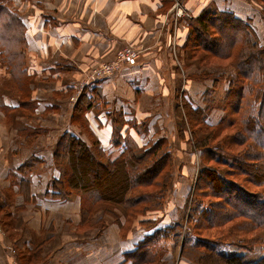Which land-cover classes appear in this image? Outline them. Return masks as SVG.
<instances>
[{"label":"crops","instance_id":"1","mask_svg":"<svg viewBox=\"0 0 264 264\" xmlns=\"http://www.w3.org/2000/svg\"><path fill=\"white\" fill-rule=\"evenodd\" d=\"M261 14L256 0H6L0 16V264H133L124 257L145 237L134 242L106 216L98 218L106 220L102 230L89 228L82 197L61 183L62 172L71 173L77 143L90 150L88 160L112 165L125 156L127 140L142 146L175 130V122L154 126L156 118L181 114L176 103L192 93L200 100L208 88L218 90L212 70L184 60L191 26L211 20L218 30L225 15H234L247 24L257 19L264 29ZM129 46L141 54L134 66L123 63L113 76L91 78ZM6 47L20 52L10 64L1 54ZM124 120L134 124L124 127ZM99 193L89 205L102 202ZM183 205L184 198L173 207ZM151 219L141 222L151 226L147 236L175 223L167 215Z\"/></svg>","mask_w":264,"mask_h":264},{"label":"rangeland","instance_id":"2","mask_svg":"<svg viewBox=\"0 0 264 264\" xmlns=\"http://www.w3.org/2000/svg\"><path fill=\"white\" fill-rule=\"evenodd\" d=\"M256 1L262 8L264 14V5L260 1ZM5 4L6 0H0V7L5 6ZM173 9L177 18L183 15V11L181 15H177L180 9L179 5L176 4ZM263 14L261 15L264 18ZM240 21L245 24L247 23L241 19ZM253 22L256 25L254 23L251 24V22L248 24V26L250 25L252 27L251 31L254 34H252V38L246 33L244 36L240 37L239 43H237L238 45H236L234 49L224 52L223 55L217 56L213 52L214 56L212 53H207L203 50V47H199V44L202 45L203 38L200 41L198 37L193 35L194 37L187 47L184 60H186V64L195 65L198 69H205L207 73L212 70L213 74L209 76L214 80V87L218 85V90L214 91L213 88H208L206 92L202 94L200 100L197 99L198 93H192L190 95L191 99L178 101L176 106H179L182 110L181 114L179 111H176V113L171 114L170 112L165 116L159 115L154 124L156 127L175 122V130L169 133L166 132L167 135L163 136V139L160 138L157 141L151 140L150 142H145L142 146L127 140V150L131 147H135L139 152L149 150L157 142L164 140L165 145L163 144V148L160 149L157 154L161 153L159 157H162V153L167 152L168 156H170V160H167L162 174L158 176L157 180L155 179L153 181L152 185L143 186L127 194V197L142 193L150 196L160 195L161 197L162 195V198L159 197L154 201L145 202L135 208L130 207L128 210H123L121 205L112 199L113 196L110 195V193H103L105 192V184L102 182V187L100 189V191H103L101 193L104 197H102V202L94 206L87 205L83 202V211L86 210V205L90 207V213L88 217L85 218L89 228L98 226L100 230H102V228L106 226V220H100L98 218L106 216L105 219L109 221L113 220L116 221L115 223L120 224L122 233H128V235L134 239V242H136L139 237L146 238V232L151 229V226L146 227V224L145 226L141 224L142 218H148L149 220L155 218V221L161 220L163 215H167L171 219H175V223L172 225L175 227H169L171 235L174 236L175 247L168 249L164 253L165 247L163 243L154 244L155 246L152 247L154 250L152 253H156L154 257L149 256L147 261H140L133 264H198L193 258H196L199 253L202 254V251L199 252V249L193 247L192 240L195 238L217 242L222 248L230 250H236L237 248L264 250V241L261 243L255 242V240H258L257 238L264 239V228L248 234H242L237 231L228 232L227 229L232 226L231 223L223 224L220 227L219 225L211 227L208 223L203 222L200 230L195 229L196 223L200 218L199 212H201L202 208L211 207L212 204L217 202V199L213 196H209L211 193L205 185L207 182L209 183L210 179L207 180V177L204 175L202 181L199 182L200 175L207 169L208 171L218 170L227 180L237 182L234 186H243L246 192L264 198V186H255L257 184L259 185V183L256 182L257 180L252 184V180L247 179L243 174L237 172L236 169L210 161L211 153L214 157H222L224 155L237 159L241 150H244V148L249 146L248 144L252 143L246 133L244 135V139L247 140V143L245 142L246 147L229 145V143L222 141L226 136V132L233 133L236 130H241L243 125L248 128V123L252 124L253 120H256L264 127V74L261 73L262 83H257L256 79L253 78H244L245 75L243 71L245 69L242 68H245L248 62H241L247 59L248 53L256 49L262 54L263 59L251 64L257 71L258 66H261V64L264 68V29L262 23L260 24V21L257 19L253 20ZM214 36L216 35L214 34ZM204 45L205 44L202 46ZM140 55L141 54H139V56ZM218 57L224 58L220 59ZM115 61L116 59H113L109 64ZM102 65L103 64L92 71L91 78L98 75L102 70ZM239 72L241 75H239ZM181 74L186 76L184 68L181 69ZM220 123H222V125ZM229 123L230 125L231 123H235V126L232 127L231 130H229L230 125H227ZM132 124H134L132 120H124L122 126L125 127V125H127L130 127ZM211 131H216L217 134L220 133L219 138L217 140H208L210 146L207 148H198L196 143L198 141L201 142ZM218 150L221 153L218 152ZM254 150L255 149L252 147L248 151L253 152ZM155 158L156 156H149L146 160H155ZM243 158H245L243 160H246L248 155ZM260 162H263V160H260ZM257 163L256 161L254 164ZM89 175L92 176V173L89 172ZM114 180L115 177L110 181L113 182ZM164 180L174 182V186L165 185L163 183ZM94 181L99 182V179H93V183ZM198 182L199 185L197 184ZM200 183H203L202 186ZM94 186L95 184H91L90 188ZM96 186L95 188H98L97 183ZM83 193L84 192L80 191L76 192V195L82 197V201L84 200ZM106 196L107 198H105ZM183 198L184 205L181 208L177 210L176 207H173L180 205ZM225 206L227 210L235 213L230 206ZM227 210H224L225 213ZM109 213H111V220L107 216ZM224 220L223 216L218 222L222 223ZM243 222L244 219H239L237 224L243 225ZM154 223L157 224V221ZM191 246L193 249H191ZM128 255L124 257L126 263H128L130 259L131 262H135V257L132 256L128 258Z\"/></svg>","mask_w":264,"mask_h":264},{"label":"trees","instance_id":"3","mask_svg":"<svg viewBox=\"0 0 264 264\" xmlns=\"http://www.w3.org/2000/svg\"><path fill=\"white\" fill-rule=\"evenodd\" d=\"M258 1L264 5V0ZM3 9L4 6H1L0 16L3 12ZM212 11L213 10H211V12ZM211 23V20L207 21L206 24L200 22L197 27L191 26L190 28L191 36L195 35L201 36V38L203 37L202 45H205H199V47H203V50L207 53H212L213 55L215 53L217 56L221 54L223 55L224 52L234 49L235 46L238 45L237 43H239L240 37L244 36L246 33H248L252 38L253 32L249 28L248 24L240 21L234 15H225L220 24H218V30L217 26H214L213 24L212 25L214 28H212ZM1 32H4V29L0 31V39L2 40ZM214 34L216 36H214ZM189 45L190 42H187L186 48ZM1 54H8L6 56L7 58H4V63L10 64V62L16 58L18 54H20V52H16L11 47H6L3 48ZM262 57V54L255 49L253 52L248 53L246 60L241 61L249 63L245 65V68H242L245 69L243 71L245 75L244 78H253L256 79L257 83H262L261 73L264 74V68L262 64L261 66H258V71L254 69V66L251 64L257 62L260 59L262 60ZM218 58L223 59L224 57ZM239 75H241L240 72ZM88 98V95L85 93L83 99ZM220 124L222 125V123ZM227 125L229 126L230 123ZM248 125V128L244 127L243 125L242 129L236 130L233 132L234 134L231 132H226V136L222 140L225 143H229V145H235V147H246L245 142L247 143V140L244 139V135L247 133L248 138L252 141V143L248 144L249 146L244 148V150H241L237 159L231 156L226 157L223 154L222 157H214L210 152V161L224 166L227 165L232 169H236L237 172L243 174L247 179L252 180V184L257 180L256 182L259 183V185H255L257 187L264 186V127L256 120H253L252 124L248 123ZM234 126L235 123H231L229 130H231ZM219 135L220 133L217 134L216 131H211L209 135L204 137L201 142L198 141L196 146L198 148H207L210 146L208 144V140H217ZM163 144L165 145L164 140H160L155 145H153L152 148L143 152H139L135 147H131L127 150L128 153L126 151L123 154L125 156H120L117 160H114L111 165L109 160H88V156L86 154H88L90 150H88L86 146L77 143L79 151L74 152L77 154L74 155L71 162L72 164L70 163L69 166L72 171L71 173L68 170H64L62 172L61 183L71 187L75 191L84 192L83 202L87 205L89 204V197L96 196L99 192V196H101L100 199H102L103 195L101 192L103 191L97 190L95 186L92 187L90 194L88 192L91 190L89 189L91 184L97 183L98 187L101 188L102 182L105 184V192L103 193H110V195L113 196L112 199L119 203L123 210H128L130 207L135 208L145 202L154 201L158 199L160 195L150 196L144 195L142 193L136 196L127 197V194L130 191L134 192L143 186L152 185L153 181L155 179L157 180L158 176L162 174L167 160H170V156H168L166 151V153H162V157H159L161 153L157 154L160 149L163 148ZM71 145H73V143H71ZM248 147L249 149L253 147L255 150L250 152L248 151ZM218 152L220 151L218 150ZM247 155L248 158L243 160L245 159L243 157ZM149 156H156V158L155 160H146V158ZM260 160H263V162H260ZM256 161L258 163L254 164ZM89 172L92 173V176L89 175ZM204 175L207 177V180L210 179L209 183L207 182L205 184L208 188V191L211 193L209 196H213L215 199H217V202L212 204L211 207L202 208L201 212H199L200 218L196 223L195 229L200 230V228H202L203 222L208 223V225L211 227H216L217 225L220 227L223 224L231 223L232 226H230L227 231H237L242 234H248L250 232L264 228L263 197L255 196L249 192H246L243 186H234V184L237 182L227 180V178H225V176L218 170L208 171L207 169L203 171L200 175L199 182L202 181V177ZM113 177H115V180L112 182L110 180ZM93 179H99V182L94 181L93 183ZM199 182L197 183L198 185ZM163 183L172 187L174 186V182H169L167 180H164ZM200 184L202 186L203 183ZM105 198H107V196ZM160 198H162V195ZM87 205L86 210L84 211L85 216L90 213V207ZM225 205L230 206L235 213L227 210ZM224 210H227V212L225 213ZM223 216L225 219L224 222H218V220H221ZM239 219H244L243 225L237 224ZM172 227L174 228L175 226ZM257 239L258 240H255V242L261 243L264 241L262 238ZM159 243L164 244V253L168 249L175 247L174 236L171 235L170 228L167 230L158 231L152 236H147L144 238L136 251H134L132 254H129L128 258H131L132 256L135 257L134 263L147 261L149 256L154 257V255H156L155 252L152 253L154 251L152 247L155 246L154 244ZM192 245L194 248L199 249V252L202 251V254L199 253L196 258H193V260H195L198 264H264V250L260 251V249L247 248H237L236 250H230L222 248V246L217 242H210L209 240H202L198 238L192 240ZM193 247L191 246V249H193Z\"/></svg>","mask_w":264,"mask_h":264},{"label":"built area","instance_id":"4","mask_svg":"<svg viewBox=\"0 0 264 264\" xmlns=\"http://www.w3.org/2000/svg\"><path fill=\"white\" fill-rule=\"evenodd\" d=\"M182 11L179 9L177 15H181ZM140 52L132 47L129 46L124 50L120 51L116 55V61L113 63H106L102 65V70L98 73L96 77H93L95 80L105 79L107 77L112 76L115 73H118L121 69V65L126 63L128 66H134L137 63V59L139 57ZM95 74V72H94ZM1 235V231H0Z\"/></svg>","mask_w":264,"mask_h":264}]
</instances>
